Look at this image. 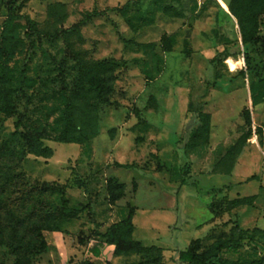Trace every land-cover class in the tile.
<instances>
[{
	"label": "rangeland",
	"instance_id": "rangeland-1",
	"mask_svg": "<svg viewBox=\"0 0 264 264\" xmlns=\"http://www.w3.org/2000/svg\"><path fill=\"white\" fill-rule=\"evenodd\" d=\"M229 1L0 0V48L8 45L4 31L12 14L18 41L14 56L0 61V82L16 86L15 112L0 111V148L12 144L22 155L7 194L18 218L32 215L19 230L34 229L27 242L40 253L30 264H178L179 251L210 235L215 189H222L223 216L212 237L230 234V219L264 230V104L254 107L249 96L250 84L263 75L238 76L246 71V49ZM26 17L42 37H32ZM225 50L221 63L211 64ZM254 51L252 63L263 64L264 54ZM77 56L117 64L115 91L86 125L85 142L61 143L66 98L82 101ZM24 64L27 81L18 90ZM192 100L207 103L212 129L208 143L188 150L200 124L189 110ZM245 109L253 136L235 171L217 174L216 164L247 129ZM76 123H83L80 114ZM254 195L255 207L231 213L229 201ZM130 215L132 239L162 249V260L151 263L136 252L117 256L115 246L104 243L101 234ZM10 241L7 233L0 242V264H26L18 243ZM243 245L225 257L242 262L264 255Z\"/></svg>",
	"mask_w": 264,
	"mask_h": 264
},
{
	"label": "trees",
	"instance_id": "trees-1",
	"mask_svg": "<svg viewBox=\"0 0 264 264\" xmlns=\"http://www.w3.org/2000/svg\"><path fill=\"white\" fill-rule=\"evenodd\" d=\"M228 12L236 21L239 30V35L243 47L246 49L244 52V62L246 71H239L238 76L245 78V74L261 73L263 76L256 83L250 84V93L252 104L254 107L264 103V63L254 64L252 63V52L255 50L264 54V36L261 33V27L263 26L262 18L264 16V0H230L228 2ZM22 18V17H18ZM17 19L12 14L5 24L4 40L8 43L5 49L0 48V61L1 64L6 63L15 54V49L18 47V41L12 36L13 21ZM28 23V30L31 31L32 37H42L43 32L37 29V25L34 21L26 17ZM74 28L68 29L62 32V36H66L72 32ZM260 49V50H259ZM170 53V49H165ZM254 51V52H255ZM227 52L226 50L217 55L211 60V64L216 65L221 63L222 57ZM80 73L79 82L81 90L78 93L82 101L76 103L71 97L66 98V107L63 111L62 118L65 124L64 129L61 132V143H80L85 142L88 139L86 132V125L89 122L96 120V113L100 106H107L110 103V98L115 91L116 72L118 65L108 61H91L86 62L79 56L75 58ZM2 65H0V69ZM247 75V74H246ZM4 72L0 71V81L4 80ZM27 81L26 76V64L22 66L21 72L17 79V89L22 90ZM216 87V85H212ZM16 89V86H11L9 83L5 85L0 82V111L8 116H11L15 112V107L11 100V96ZM17 90V92H18ZM210 90V87H208ZM206 102L191 101L189 104L190 112L197 113L200 124L190 134L189 142L186 145L188 150H194L201 145L208 143L210 139L212 124L211 116L204 111ZM82 117V125L76 123V116ZM243 117L246 124V131L238 138V140L227 149V155L221 161L216 164L215 173L222 175H230L244 149L249 144L253 136L252 118L249 109H245ZM18 127V126H17ZM96 127V126H95ZM96 129V128H95ZM256 132H260L257 128ZM20 135V138H25L23 133H13L12 138H16ZM28 139V137H26ZM22 155L17 146L8 144L7 146L0 148V242L4 243L7 233L11 236V243H18L16 248H20L24 252V257L27 261L26 264H30L31 259L40 253L34 249H30L27 238L30 236L32 227H27L21 234L19 230L22 226L27 225L32 215H27L24 218H18L12 210L13 203L10 201L8 191L11 189L12 184L15 182L16 170L20 166ZM256 176L251 177L248 180L256 179ZM121 188V187H120ZM10 192V191H9ZM222 193V189L218 190ZM257 200V196H252L243 199H237L229 201V210L248 206L252 207ZM217 204L211 206L214 213L220 212L222 214V208ZM31 214V213H30ZM40 233L42 234L45 229L38 226ZM23 230V229H22ZM134 226L132 224V215L127 219L111 225L105 233L101 234L102 240L105 244L115 246V254L117 256L129 253H145L149 259V262L153 263L157 260L163 259V251L160 248H146L139 242L132 239V233ZM230 234L221 233L217 237L210 234L207 238H200L193 240L186 250L179 251L177 253L178 264H264V231L259 228L253 230H242L238 223L233 222V227L230 230ZM15 240V241H14ZM211 241L210 245L206 244V241ZM243 243L250 245L254 252L262 256L257 261H233L225 257L227 251L238 249V247L244 246ZM44 244V241H43ZM14 246V245H13ZM96 257L100 256V251L96 248L93 249ZM152 260V261H151ZM91 264V263H88Z\"/></svg>",
	"mask_w": 264,
	"mask_h": 264
},
{
	"label": "crops",
	"instance_id": "crops-1",
	"mask_svg": "<svg viewBox=\"0 0 264 264\" xmlns=\"http://www.w3.org/2000/svg\"><path fill=\"white\" fill-rule=\"evenodd\" d=\"M263 29V26L261 27V30ZM262 36H264V32H262ZM249 96H250V99H251V93H250V87H249ZM251 102H252V99H251ZM264 104V103H263ZM260 105H262V104H260ZM249 145V144H248ZM248 145H247V147H248ZM246 147V148H247ZM245 150V149H244ZM244 152V151H243ZM243 154V153H242ZM241 157V156H240ZM240 159V158H239ZM239 161V160H238ZM238 163V162H237ZM237 165V164H236ZM235 168H236V166H235ZM235 168H234V170L233 171H235ZM232 174V173H231ZM230 174V175H231ZM218 190H221V189H215V190H212L211 191V194H212V200H211V202L209 203V205H208V209H209V211H210V213H211V218L207 221V223L209 224V225H211V227H210V229H209V234H214L213 232L215 231L217 234H218V230H219V228L221 227L220 226V224L221 223H219L220 222V219H221V217L223 216L222 214H219L220 212H217V213H214L213 211H212V209H211V206L212 205H214V204H217L218 206H220V204H221V201H222V195H223V193H220V192H218ZM254 196H256V195H254ZM250 197H252V196H250ZM243 198H248V197H240V196H238L237 198H235V199H233V200H237V199H243ZM253 207H255V206H250V207H248V206H246V209L247 208H253ZM241 207L240 208H236V209H234V210H232L231 211V213L233 214V215H236V213L237 212H239V211H241ZM233 222H236V223H238V225L240 226V229H242V230H253L254 228H258V227H254V228H244V227H242V225L238 222V221H232V219H230L228 222H227V224H228V226H229V228H232L233 227ZM209 225H207V227H209ZM224 225V224H223ZM223 225H222V227H223ZM226 225V224H225ZM262 230V229H261ZM264 231V230H263Z\"/></svg>",
	"mask_w": 264,
	"mask_h": 264
},
{
	"label": "water",
	"instance_id": "water-1",
	"mask_svg": "<svg viewBox=\"0 0 264 264\" xmlns=\"http://www.w3.org/2000/svg\"><path fill=\"white\" fill-rule=\"evenodd\" d=\"M187 36H189V34Z\"/></svg>",
	"mask_w": 264,
	"mask_h": 264
}]
</instances>
